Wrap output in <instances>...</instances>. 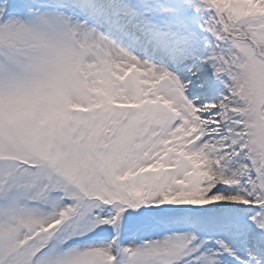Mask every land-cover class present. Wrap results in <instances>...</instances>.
Returning <instances> with one entry per match:
<instances>
[{"label":"snow or ice","instance_id":"1","mask_svg":"<svg viewBox=\"0 0 264 264\" xmlns=\"http://www.w3.org/2000/svg\"><path fill=\"white\" fill-rule=\"evenodd\" d=\"M0 264H264V0H0Z\"/></svg>","mask_w":264,"mask_h":264}]
</instances>
